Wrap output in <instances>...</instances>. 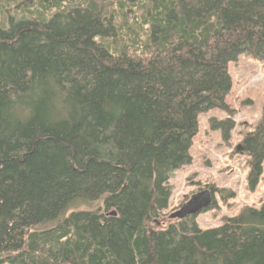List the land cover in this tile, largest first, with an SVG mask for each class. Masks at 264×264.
<instances>
[{"label":"trees","instance_id":"trees-1","mask_svg":"<svg viewBox=\"0 0 264 264\" xmlns=\"http://www.w3.org/2000/svg\"><path fill=\"white\" fill-rule=\"evenodd\" d=\"M243 54L264 61V0H0V264H264V204L164 214ZM243 150L255 189L264 114Z\"/></svg>","mask_w":264,"mask_h":264},{"label":"rangeland","instance_id":"rangeland-1","mask_svg":"<svg viewBox=\"0 0 264 264\" xmlns=\"http://www.w3.org/2000/svg\"><path fill=\"white\" fill-rule=\"evenodd\" d=\"M228 71L232 87L226 104L232 115L226 109H213L199 116V132L190 150L192 163L171 176L170 205L164 213L169 216L193 194L214 187L216 207L196 218L204 230L220 228L226 218L239 216L242 209L264 204V162L259 185L252 189L247 179L251 157L243 150L244 138L256 129L264 114V61L243 54L229 65ZM227 119L234 126L224 140L223 131L213 129L211 121Z\"/></svg>","mask_w":264,"mask_h":264},{"label":"water","instance_id":"water-1","mask_svg":"<svg viewBox=\"0 0 264 264\" xmlns=\"http://www.w3.org/2000/svg\"><path fill=\"white\" fill-rule=\"evenodd\" d=\"M214 194L209 189L193 194L178 210L171 213L168 218L171 221H182L189 217H198L207 211L213 204ZM111 215L115 216L113 212Z\"/></svg>","mask_w":264,"mask_h":264}]
</instances>
